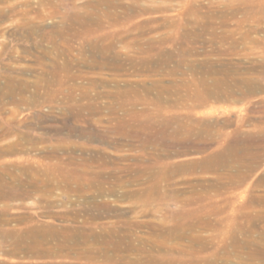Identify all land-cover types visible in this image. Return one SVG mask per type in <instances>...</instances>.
Segmentation results:
<instances>
[{
	"label": "rangeland",
	"instance_id": "1",
	"mask_svg": "<svg viewBox=\"0 0 264 264\" xmlns=\"http://www.w3.org/2000/svg\"><path fill=\"white\" fill-rule=\"evenodd\" d=\"M118 1L0 0V264H251L264 250V21L247 0ZM168 60L184 67L142 65ZM172 117L194 128L188 142L141 134Z\"/></svg>",
	"mask_w": 264,
	"mask_h": 264
},
{
	"label": "bare ground",
	"instance_id": "2",
	"mask_svg": "<svg viewBox=\"0 0 264 264\" xmlns=\"http://www.w3.org/2000/svg\"><path fill=\"white\" fill-rule=\"evenodd\" d=\"M244 1V0H243ZM102 2H104V4H106L108 7H110V8H115V7H118L119 5H120V3H119V1L118 0H102ZM102 2H100L99 3V5H101V3ZM137 2V1H136ZM92 3V2H91ZM91 3H90V5H91ZM103 4V5H104ZM137 4V3H136ZM243 4H246V6H248V7H250L251 9L250 10H254V12H255V15L257 16H259L258 17V19L260 20V21H264V10L262 11V10H259L258 8H256V5L254 4V2L253 1H251V0H247V1H244V3ZM93 5V4H92ZM95 5H97L96 3H95ZM102 5V6H103ZM122 5V4H121ZM135 6H138V4L137 5H134V7ZM94 8V7H93ZM230 8V7H229ZM238 9H240V7L238 8ZM241 10V9H240ZM241 12V11H240ZM108 13V12H107ZM112 13V12H111ZM243 13V12H242ZM247 14V13H246ZM92 16V15H91ZM96 17V16H95ZM94 17V18H95ZM248 18V17H247ZM255 18V17H254ZM99 19H101V18H99ZM256 20V19H255ZM98 22H100V21H98ZM250 22V21H249ZM222 24H223V22H222ZM215 36V35H214ZM167 37V36H166ZM216 37V36H215ZM213 38V37H212ZM139 39V38H138ZM227 40V39H226ZM141 43V42H140ZM135 45V44H134ZM211 62V61H210ZM142 63V62H141ZM112 65H114V63L112 64ZM143 65V67H146V69L145 70H149V71H152V72H158V73H160L161 71L163 72V71H165L166 73H168V74H171V76L172 75H175L176 73H177V69L178 68H183L184 67V62L183 61H180V62H178V64L177 65H175L174 67H172V66H170L171 65V61H161V62H154V61H145L144 62V64H142ZM260 65V64H259ZM117 66V65H116ZM193 66V65H192ZM203 66L204 67H206L207 68V70L205 71L206 73H215L216 71H215V69L213 68V67H210L209 65H208V63H204L203 64ZM119 67V66H118ZM227 67V66H226ZM199 68V67H198ZM225 68V67H224ZM221 69V68H220ZM142 70V69H141ZM224 70V69H223ZM219 71V70H218ZM222 72V71H221ZM164 73V72H163ZM214 75H216V73L214 74ZM237 76V75H236ZM175 77V76H174ZM176 79V78H175ZM179 79V78H178ZM223 80L224 79H214V81H213V88H214V90H212L213 92H214V94L213 95H211V96H214L215 98L218 96V94H219V90L218 89H220V87L222 86V84H223ZM253 81V80H252ZM7 83V82H6ZM255 83V82H254ZM202 85H203V87H207L208 86V82H207V80H205V79H203L202 80V83H201ZM134 86V85H133ZM155 86L157 87L158 85H157V83L155 84ZM186 86V88H187V85H185ZM54 87V86H53ZM135 88V87H134ZM160 88V87H159ZM178 88V87H177ZM72 89V88H71ZM167 89H168V91L170 90V91H173V87L171 86V87H167ZM175 89V88H174ZM184 89V91L185 90H187V89H185V88H183ZM203 89H205V88H203ZM149 90L150 89H147V92H149ZM177 90V89H176ZM210 90V89H209ZM131 91V90H130ZM133 91V90H132ZM178 91V90H177ZM228 91H230V90H228ZM227 91V92H228ZM200 92V91H199ZM203 92V91H202ZM205 92V91H204ZM203 92V93H204ZM232 92V91H231ZM230 92V93H231ZM128 93V92H127ZM188 93V92H187ZM253 93V92H252ZM210 94H212V93H210ZM189 95H191V94H189ZM230 95V94H229ZM232 95V94H231ZM44 96V95H43ZM57 96V95H56ZM188 96V95H187ZM9 97V96H8ZM143 97V96H142ZM188 97H190V96H188ZM188 97H183L181 100L185 103V104H187V103H189L188 102ZM192 97V96H191ZM213 97V98H214ZM228 97V96H227ZM230 97V96H229ZM201 98V97H200ZM163 98H162V96L160 95V93H159V95L157 96V101H161ZM193 99H195L194 97H193ZM180 100V99H179ZM200 100V99H199ZM215 100V99H214ZM140 104V103H139ZM156 104V103H155ZM197 104V103H196ZM53 111V110H52ZM75 115V114H74ZM73 115V116H74ZM176 117V116H175ZM173 118L172 117V119H170V120H167V121H163L162 123H158L159 125H154L155 127L153 128L152 126H149L147 129L149 130V132H147V130H143V132L141 133V134H144V135H149V136H151L152 138L153 137H155V138H167V139H182V140H185V141H189L190 140V138L192 137L191 136V132H195V130H194V128H192L191 126H189L188 124H186L184 121H182V119H180L179 117H177V118ZM74 118V117H73ZM212 121V120H211ZM84 122V121H83ZM156 122V121H155ZM77 124V123H76ZM221 124V123H220ZM224 124H226V123H224ZM136 125V124H135ZM191 125V124H190ZM193 125V124H192ZM202 125V124H201ZM157 126V127H156ZM206 126V125H205ZM144 127V126H143ZM196 128V127H195ZM214 129V128H213ZM138 130V129H137ZM214 131V130H213ZM139 132V131H138ZM195 134V133H194ZM136 135V134H135ZM193 135V134H192ZM196 135H198V133L196 134ZM141 137V136H140ZM145 137V136H144ZM205 136H203V135H200L199 136V138L198 139H196L195 141H196V143H195V147L198 149V151L199 150H203L204 149V146H202V144L204 143V142H208V140L207 139H205L204 138ZM134 138V137H133ZM161 140H163V139H161ZM170 140H168V141H170ZM181 140V141H182ZM168 141H166V139H165V141H162V142H160V141H157V140H153V139H151L150 138V140H147V141H144V142H142L143 143V147L144 148H146V147H151V148H154L155 150H160V151H163V152H165V153H167L168 154V152H170V148L172 147V145H169V142ZM175 141V140H174ZM177 141V140H176ZM180 141V140H179ZM180 141V142H181ZM193 141V140H192ZM178 142V141H177ZM16 143V142H15ZM141 143V144H142ZM140 144V145H141ZM182 144V143H181ZM236 144V143H235ZM234 145V144H233ZM83 146V145H82ZM176 146V145H175ZM173 147V148H176V147ZM237 146V145H236ZM178 147V146H177ZM208 147V146H207ZM173 148H172V150H173ZM189 146L188 145H186V143L182 146V145H180V147H179V149H178V151H175V152H179V153H184V152H188V150H189ZM235 148V147H234ZM15 150L11 145L9 146V148L8 149H6V150H9V151H11V150ZM77 149V148H76ZM193 149V148H192ZM236 149V148H235ZM149 150V149H148ZM205 150V149H204ZM230 150H232V147H231V149ZM241 150V149H240ZM5 151V150H4ZM143 151H145V149L143 150ZM244 151V150H243ZM6 152V151H5ZM148 152V151H147ZM162 152V153H163ZM231 152V151H230ZM245 152V151H244ZM1 153V152H0ZM69 153V152H68ZM149 153V152H148ZM178 153V154H179ZM189 153V152H188ZM203 153V152H202ZM221 153V152H220ZM229 155V154H228ZM147 156V155H146ZM150 156V155H149ZM224 156V155H223ZM51 158V157H50ZM73 158V157H72ZM71 158V159H72ZM97 158V155L92 159V161L94 160V161H96V160H98V159H96ZM98 158H99V161L100 160H102L103 159V161H104V158L103 157H101V156H98ZM102 158V159H101ZM235 158V157H234ZM240 158V157H239ZM63 159V158H62ZM71 159H68V160H71ZM50 160V159H49ZM66 161H68L67 159H65ZM73 160V159H72ZM139 160V159H138ZM148 160V159H147ZM157 160H159L158 158L156 159V161ZM235 160V159H234ZM66 161H63V162H66ZM106 161V160H105ZM145 161V160H144ZM160 161V160H159ZM158 161V162H159ZM206 161V160H205ZM50 162H52V161H50ZM49 162V163H50ZM63 162H61V163H63ZM77 162V161H76ZM83 162V161H82ZM88 162H89V160H88ZM97 162V161H96ZM54 163V162H53ZM70 163H71V161H70ZM70 163L68 164V163H66V164H68V165H70ZM105 163V162H104ZM140 163V162H139ZM210 163L213 165H224V160L223 159H221V158H215V159H211V161H210ZM227 163H228V161H227ZM233 163V162H232ZM47 164V163H46ZM65 164V163H64ZM63 164V165H64ZM72 164V163H71ZM77 164V163H76ZM76 164L74 165V166H76ZM234 165H235V163H233ZM82 165V164H81ZM81 165H79V166H81ZM105 165V164H104ZM149 165V164H148ZM46 166V165H45ZM49 166V165H48ZM47 166V167H48ZM58 166V165H57ZM151 166V165H150ZM157 166V165H156ZM55 168H56V164H55V166H54ZM61 167H62V165H61ZM66 167V166H65ZM153 167V166H152ZM193 167V166H192ZM225 167V166H224ZM52 168V167H51ZM154 168V167H153ZM148 169H150V168H148ZM205 169V168H204ZM202 171V170H201ZM213 171V170H212ZM197 172V171H196ZM217 172V171H216ZM168 173V172H167ZM184 173V172H183ZM214 174V173H213ZM168 176V175H167ZM35 179V178H34ZM37 179V178H36ZM49 181H53V179H49V180H45V181H43V184H45V183H47V182H49ZM36 182V181H35ZM57 182H60V183H62L63 184V186H65L66 188H71L73 185L72 184H77V187L78 188H82L83 186V184H84V181L83 180H81V179H60V180H57ZM157 183H158V181H156ZM161 182V181H160ZM159 182V183H160ZM36 184V183H35ZM154 184V183H153ZM45 185H47V184H45ZM156 185V184H155ZM153 186V185H152ZM159 186V185H158ZM163 186V185H162ZM161 186V187H162ZM90 187V186H89ZM89 187H87V188H89ZM34 188H36L35 190H38V191H40V192H42V193H52L53 191H54V189H52V190H47L46 188L44 189V187L43 186H39V185H37V186H34ZM33 188V189H34ZM73 188V187H72ZM98 188V187H97ZM157 188V191H158V194H161V198H162V196L164 195V194H162V192H161V190H160V186L159 187H156ZM1 189V188H0ZM3 189V188H2ZM25 189H27V188H25ZM24 189V190H25ZM75 189L76 188H74V191H75ZM84 189H86V188H84ZM151 189H152V187H151ZM163 189H164V187H163ZM162 189V190H163ZM214 189V188H213ZM4 190V189H3ZM101 190H102V188H101ZM148 190V189H147ZM153 190V189H152ZM152 190H151V193H152ZM20 191H22V189L20 190ZM28 191V190H27ZM27 191L26 192H22V193H20V194H22L21 196H25V197H27L28 196V193L30 192H28L27 193ZM69 191V190H68ZM68 191H66L65 192V194H66V197H69V192ZM72 191V190H71ZM70 191V192H71ZM79 191H80V189H79ZM82 191V190H81ZM80 191V192H81ZM84 191V190H83ZM149 191V190H148ZM147 191V192H148ZM163 191H166L165 189L163 190ZM14 192H16V190L14 191ZM78 192V191H77ZM102 192V191H101ZM8 193V192H7ZM17 193V192H16ZM19 193V192H18ZM85 193V192H84ZM95 193H97V192H95ZM165 193H167L166 194V197H168V192H165ZM3 194V193H2ZM9 194V193H8ZM7 194V195H8ZM49 194V195H50ZM98 194V193H97ZM104 194V193H103ZM102 194V195H103ZM153 194V193H152ZM154 194H155V192H154ZM10 195V194H9ZM19 195V194H18ZM48 195V196H49ZM96 195V194H95ZM130 195V194H129ZM149 195H151V194H149ZM156 195V194H155ZM14 195H12V197H13ZM21 196H19V197H21ZM30 196V195H29ZM32 196V195H31ZM42 196H43V194H42ZM100 196V195H99ZM145 196V195H144ZM157 196H159V195H156V197ZM9 197V196H8ZM15 197V196H14ZM153 197V196H152ZM155 197V196H154ZM164 197V196H163ZM150 198H151V196H150ZM165 198V197H164ZM168 199V198H167ZM148 200V199H147ZM150 200V199H149ZM156 200H157V198H156ZM200 200V199H199ZM159 201H160V199H159ZM161 201H162V199H161ZM161 201H160V203H161ZM163 201H166V199L165 200H163ZM97 206H98V204H97ZM96 206V207H97ZM4 214V213H3ZM4 216V215H3ZM29 217V216H28ZM27 217V218H28ZM30 218V217H29ZM190 224V223H189ZM200 225V224H199ZM188 227V226H187ZM186 227V228H187ZM199 227V226H198ZM206 227V226H205ZM176 228V227H175ZM184 228V227H183ZM165 229V228H164ZM103 230V229H102ZM179 230H180V228H179ZM175 231V229H174V231H173V229H172V231H167V234H168V239L169 238H171V237H173V238H176V239H182V240H184V238H185V236H186V234L185 233H182V231ZM182 230H184V229H182ZM187 230V229H186ZM13 231V230H12ZM11 231V232H12ZM185 231V230H184ZM183 231V232H184ZM188 231V230H187ZM243 231V230H242ZM14 232H17V230H15ZM18 233H19V231H18ZM22 233V232H21ZM20 233V234H21ZM30 233H31V231H30ZM41 233V232H40ZM89 233V232H88ZM164 233V232H163ZM247 233V232H246ZM28 234V233H27ZM26 234V235H27ZM32 234H34V233H32ZM36 234H38V232L36 233ZM36 234H35V236H36ZM165 234V233H164ZM166 234V235H167ZM12 235V234H11ZM22 235V234H21ZM25 234L23 233V235L22 236H24ZM29 235V234H28ZM27 235V236H28ZM31 235V234H30ZM42 235V234H41ZM188 235V234H187ZM40 236V235H39ZM44 236V235H43ZM90 236V235H89ZM106 236V235H105ZM17 237V236H16ZM16 237H15V240H16ZM21 237V236H20ZM25 237V236H24ZM200 237V236H199ZM198 237V239H191L190 240V242H191V244H198V245H201V247H205V241L203 240V239H201V238H199ZM34 238V237H33ZM66 238V237H65ZM85 238V237H84ZM191 238H193L192 236H191ZM14 239V238H13ZM40 239V238H39ZM18 240H19V238H18ZM22 240H24V238L22 239ZM26 240H28V239H26ZM41 239H40V243H41ZM113 241V240H112ZM220 241V240H219ZM17 242H20V241H17ZM16 242V243H17ZM29 242V241H28ZM31 242V241H30ZM34 242V241H33ZM106 242V241H105ZM120 242V241H119ZM161 241H159V243H160ZM256 242V241H255ZM21 243V242H20ZM26 243H27V241H26ZM35 243V242H34ZM129 243V242H128ZM166 243V242H165ZM232 243V242H231ZM236 243H237V241H236ZM8 244V243H7ZM21 244H23V242L21 243ZM118 245H119V243H117ZM190 244V245H191ZM28 245V244H27ZM31 245V247H33L34 245L33 244H30ZM38 246V243L37 244H35V246ZM157 245V244H156ZM160 245H163V244H160ZM45 246V245H44ZM125 246V245H124ZM170 246V245H169ZM42 247V246H41ZM158 247V246H157ZM164 247H166V246H164ZM252 247V246H251ZM27 248V247H26ZM34 248V247H33ZM55 248V247H54ZM59 248V247H58ZM109 248V247H108ZM116 248V247H115ZM161 248V247H160ZM197 248V247H196ZM10 249H12V248H10ZM14 249V248H13ZM35 249V248H34ZM43 249V248H42ZM15 250H16V248H15ZM18 250H20V249H18ZM35 250H37V248L35 249ZM92 250V249H91ZM118 250V249H117ZM29 251V250H28ZM38 251H39V249H38ZM85 251V250H84ZM252 251V250H251ZM9 253H10V251H8ZM7 252V253H8ZM41 252V254H42V251H40ZM83 252V251H82ZM37 254V253H36ZM43 254H45V253H43ZM227 254H228V256H230L232 253H229V252H227ZM11 255V254H10ZM92 256V255H91ZM227 256V255H226ZM260 256H262L261 257V261L262 262H264V250H258V251H256V252H250V255H248V258H247V260H252L253 262V264H257V262L259 261H257V259H259V257ZM82 257V256H81ZM208 258V257H207ZM159 259V258H158ZM150 260V263L152 262H154V263H156L157 264V261H156V259L155 258H152V259H149ZM205 261H206V259H205ZM208 261V260H207ZM210 261V263H212V264H215V262H217L216 260L215 261H212V260H209ZM228 261V260H227ZM257 261V262H256ZM134 262H136V261H134ZM134 262H132V263H134ZM146 262H147V260H146ZM170 262V261H169ZM225 262V261H224ZM49 263V262H48ZM129 263V262H128ZM163 263H165V262H163ZM185 263H187V262H185ZM184 263V264H185ZM197 262H195V264H196ZM251 263V264H252ZM134 264H136V263H134ZM137 264H138V262H137ZM139 264H140V262H139ZM148 264V263H147ZM162 264V263H161ZM183 264V263H182ZM188 264V263H187ZM193 264H194V262H193ZM260 264V263H259ZM264 264V263H263Z\"/></svg>",
	"mask_w": 264,
	"mask_h": 264
}]
</instances>
